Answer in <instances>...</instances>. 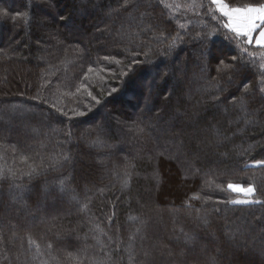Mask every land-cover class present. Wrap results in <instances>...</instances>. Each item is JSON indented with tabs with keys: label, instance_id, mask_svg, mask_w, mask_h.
<instances>
[{
	"label": "trees",
	"instance_id": "1",
	"mask_svg": "<svg viewBox=\"0 0 264 264\" xmlns=\"http://www.w3.org/2000/svg\"><path fill=\"white\" fill-rule=\"evenodd\" d=\"M201 2L192 12L183 7L190 0H134L127 9L124 0H0V167L22 176L0 180V234L7 241L0 264H74L68 253L83 255L85 246L88 257L104 260L108 252L116 264L260 260L233 255L228 235L254 225L247 239L264 246V205L230 203L252 197L227 183H252L255 198L264 200V167L252 166L264 159V49L254 42L238 47L216 6ZM175 4L181 7L165 6ZM160 31L183 36L169 55H160L168 43L155 39ZM243 48L257 54L255 64ZM126 49L140 52V63L132 64ZM221 60L233 67L218 74ZM217 80L225 91L211 87ZM244 83L252 85L249 94ZM233 95L245 96L247 112L229 102ZM165 150L174 158L159 155ZM137 228L130 262L128 237ZM101 230L113 237L104 251L96 239L108 244ZM29 238L45 252L36 261Z\"/></svg>",
	"mask_w": 264,
	"mask_h": 264
},
{
	"label": "snow or ice",
	"instance_id": "2",
	"mask_svg": "<svg viewBox=\"0 0 264 264\" xmlns=\"http://www.w3.org/2000/svg\"><path fill=\"white\" fill-rule=\"evenodd\" d=\"M161 3H164V0H160ZM134 0H124L123 7L125 9L128 8L130 4H133ZM211 4L216 6V11H218L221 15L222 18H225V22L223 23V27L229 29L232 33H234V38L236 40L237 46L240 47L241 42L246 43L251 45L253 43V40H255V45L258 46L261 49H264V2L261 3H249L245 4L243 6H232L229 2H226V0H211ZM166 7L169 8H179L181 5L175 4V5H165ZM188 11L195 12L199 7H202V2L201 0H190V3L183 5ZM63 19V17H61ZM213 19H216V16L213 15ZM138 26V25H137ZM179 27L187 31L185 24L181 23ZM149 28H151V25H149ZM141 31H145V29L141 28ZM258 32V35H255ZM138 35V33L136 34ZM198 38H203L199 36V33L197 34ZM155 39L163 42L164 40H167V49L165 51H161L160 55H169L178 45L179 42H183V36L181 35L180 32H177L175 35H172L170 38L166 37L163 31L159 32V35L155 37ZM135 43L134 40H130V44ZM139 46V45H137ZM129 55L133 57L131 60L132 64L140 63L139 60L135 59V57L140 55V52L134 51L132 49H126ZM248 53L250 57H252V63L255 64V60L257 59V54L253 52H248L247 48L242 49V53ZM145 56H148L149 53L145 52ZM105 60H115V57H109L105 56ZM260 63H259V92L264 94V52H261L258 57ZM232 60L235 61L237 60V56H233ZM117 64H120L121 61L115 60ZM220 65L222 67L217 68V73H222V72H228L233 65L231 64H225L224 61H220ZM93 69L89 68V71L91 72ZM126 75L127 73H122ZM46 75V74H42ZM229 82H231V76L228 77ZM213 80H216L214 77ZM50 83V81L48 82ZM42 87H45L46 84H42ZM211 87L214 89H217L220 92L225 91V89L220 88L219 86V81L217 80L216 83L211 84ZM113 92L116 91V89H112ZM252 91V85L250 83H244L242 87V93L243 94H249ZM95 99V97H93ZM213 101H220V96L219 95H213L212 96ZM232 105L238 106L242 111L247 112V101L245 99V96L242 95L241 97H236L233 95L229 101ZM99 103V101H97ZM59 111V109H57ZM67 115V113H64ZM77 115H83V113H76ZM248 120H245V123H248ZM137 131L139 133L144 132V128L138 127ZM68 135H71L69 133ZM95 143H102V141L97 138V141ZM15 151V149H13ZM166 151L160 152L159 155L165 156V158L170 159L174 158L171 155H166ZM67 159V157H65ZM21 160L24 162H27L28 157H21ZM248 165H246L247 167ZM252 166L255 167H264V159H256L253 161ZM131 167L134 168V165H131ZM31 170L26 173L29 177H31L33 174H37L39 169L43 168V164L41 165H36V166H31ZM199 170L197 169L196 172ZM125 175L130 176V173L127 171V168L125 169ZM17 180V179H22V176H17L16 172L12 171L11 169H8L7 172L3 167H0V180ZM129 186V180L125 179L123 183V187L127 188ZM227 189L232 191V192H242L246 196L252 197L251 199H244V200H233L230 201V203L233 204H246V205H264V200L261 199H256L255 195L257 192V188L254 184L249 183L247 184V187L241 185V184H236L232 182L227 183ZM196 199H199V197H195ZM207 203V201H205ZM191 206V205H189ZM85 208L87 205L84 206ZM83 210V209H82ZM216 212H219V208L213 209ZM109 222L111 223V217L108 218ZM132 219H139V217H133ZM198 219L203 223L204 226H208L210 224V221L208 220L207 217H198ZM257 221H260L261 218L257 217ZM140 223L142 225L146 224V221L141 220ZM183 231V230H181ZM255 227L254 225H250L245 223L244 225H238L236 228V232L239 233V236L235 235L234 233L228 235L229 243L231 244L233 248V255L237 254H248L251 253L255 256L260 257L259 261H253L252 264H264V246L260 247L259 249H256L247 239V234L249 232H254ZM102 234L104 236H107L108 239V244H105L99 240L97 237V243L100 244V250L104 251L106 247L109 246L113 242V237L108 235L107 232H104L101 230ZM141 232L140 228L136 229L135 233H132L128 237V245H127V250L129 254V261H134L136 259V256L134 254L133 246L136 241V233ZM15 235V233H13ZM187 235V234H185ZM146 237L144 235L140 236V240L143 241ZM260 239L264 241V227L261 229V236ZM5 238L3 234H0V243H6ZM120 243H116V251L119 250L120 248ZM187 244H192L193 241L191 239H188L185 241ZM28 244L30 247L34 246L35 247V252L31 253V260L36 261L37 259L42 258L45 255V252L41 249L40 245L37 244L33 239L29 238L28 239ZM89 246H85L83 249L80 250L81 254H73V253H68V257L74 262V264H83L85 259H88L90 261V264H116V262L113 260L112 254L106 252L105 256L106 259L104 260H97L94 257H88L87 256V250ZM46 248L48 251V254L50 255L51 250L53 248L52 244H47ZM171 254V253H169ZM150 253L145 251L144 256L147 257L149 256ZM52 259H55V257H52ZM41 264H49V261L47 260H42L41 259ZM143 264V262H141ZM208 264H218V261L215 258H211L208 262Z\"/></svg>",
	"mask_w": 264,
	"mask_h": 264
},
{
	"label": "rangeland",
	"instance_id": "3",
	"mask_svg": "<svg viewBox=\"0 0 264 264\" xmlns=\"http://www.w3.org/2000/svg\"><path fill=\"white\" fill-rule=\"evenodd\" d=\"M255 35H258V32L256 34H254V36ZM253 42L255 43V40H253ZM238 193H241L242 195H244V193H242V192H238Z\"/></svg>",
	"mask_w": 264,
	"mask_h": 264
},
{
	"label": "bare ground",
	"instance_id": "4",
	"mask_svg": "<svg viewBox=\"0 0 264 264\" xmlns=\"http://www.w3.org/2000/svg\"><path fill=\"white\" fill-rule=\"evenodd\" d=\"M40 235V234H39ZM41 237V236H40Z\"/></svg>",
	"mask_w": 264,
	"mask_h": 264
}]
</instances>
